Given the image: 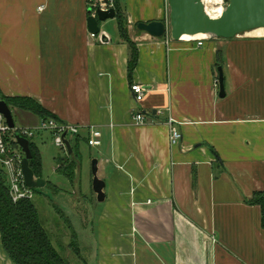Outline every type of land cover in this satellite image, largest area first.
I'll use <instances>...</instances> for the list:
<instances>
[{
    "label": "crops",
    "instance_id": "0c3cea01",
    "mask_svg": "<svg viewBox=\"0 0 264 264\" xmlns=\"http://www.w3.org/2000/svg\"><path fill=\"white\" fill-rule=\"evenodd\" d=\"M88 2L0 0L1 95L29 98L80 127L68 141L79 155L82 145L89 149L88 168L96 159L105 183L103 202L92 190L81 195L89 221L81 233L72 225L79 262L264 264L261 210L247 203L264 193V36L208 38L202 47L157 39L136 26L166 22V0H118L138 52L129 77L117 25L109 35L98 23L100 33L89 34ZM133 84L145 88L141 103ZM10 111L17 130L42 121ZM169 118L181 133L177 146L169 143ZM90 128L101 133L100 146L87 145ZM36 135L42 146L53 144L50 133Z\"/></svg>",
    "mask_w": 264,
    "mask_h": 264
},
{
    "label": "trees",
    "instance_id": "16d2710c",
    "mask_svg": "<svg viewBox=\"0 0 264 264\" xmlns=\"http://www.w3.org/2000/svg\"><path fill=\"white\" fill-rule=\"evenodd\" d=\"M115 22L119 37L127 44L130 55L128 59V75L131 76L135 69L138 52L135 44L131 42L126 32V18L123 9H121L118 0H114ZM216 67H222V52H217ZM0 100L7 103L9 108H16L25 112L36 114L42 121L54 118L50 113L46 112L36 101L29 98H8L3 97L0 93ZM16 132H11L10 136L14 137ZM11 142V139L9 138ZM30 142V153L32 159L29 161V168L33 171L34 177L41 178V156L32 139ZM13 147H17L16 143L11 142ZM71 145V144H70ZM72 156L64 155L58 158L57 172L73 182L75 173L78 170L81 155L78 149L71 145ZM46 187L50 188L48 183ZM52 188V187H51ZM55 188V187H53ZM41 189H32L34 194L40 192ZM251 206H258L261 210L260 222L264 229V193L255 192L253 197L247 201ZM72 230V227H71ZM0 235L3 247L15 264H70L60 256L50 240V236L41 223L39 214L31 199H23L14 203L9 196V186L7 176L0 164ZM73 237V235H72ZM72 252L78 256L77 245H73ZM80 264H87L81 262Z\"/></svg>",
    "mask_w": 264,
    "mask_h": 264
},
{
    "label": "water",
    "instance_id": "95a60500",
    "mask_svg": "<svg viewBox=\"0 0 264 264\" xmlns=\"http://www.w3.org/2000/svg\"><path fill=\"white\" fill-rule=\"evenodd\" d=\"M203 0H166L169 9L166 22L139 23L137 29L148 36L160 39L166 34L174 42L185 41L184 38H192L196 35L210 36L215 39L232 40L237 36L250 33L254 30H264V0H227V7L219 19L209 20L204 13ZM91 12V10H90ZM89 12L87 19L88 32L94 36L100 33L98 23L115 18V9L108 11H97L95 16ZM219 97L225 96L223 86L222 69L218 68ZM0 115L5 119L10 130H16L13 115L9 106L0 100ZM15 142L23 153V160L20 171H22L24 184L30 189L44 188L45 181L42 178H35L33 171L29 168V161L32 159L30 153V142L18 133L14 136ZM66 146V153L72 156L69 141L63 140ZM97 160L91 162L92 191L99 203L105 200L103 190L105 183L97 177ZM0 264H15L7 255L0 235Z\"/></svg>",
    "mask_w": 264,
    "mask_h": 264
},
{
    "label": "rangeland",
    "instance_id": "374dc122",
    "mask_svg": "<svg viewBox=\"0 0 264 264\" xmlns=\"http://www.w3.org/2000/svg\"><path fill=\"white\" fill-rule=\"evenodd\" d=\"M102 24H106L104 31L106 30L109 35L114 32V28L117 25L114 20H106ZM252 32L250 31V33H245L244 35H253L251 34ZM15 125L16 127L20 126L17 122ZM36 134L34 133V142L37 144L45 160L41 162V177L51 184H56L59 189L44 187L39 193L34 194L31 200H33L37 213L40 216L43 228L48 232L50 240L60 256L70 264H80L72 252L73 245H77L75 242L76 235L72 225L77 232L81 233L83 229L81 226L89 221V216L87 217L81 211L82 209H80L81 206H84L82 205L84 201H82L83 198L81 195L90 193L92 190L90 183L91 176L89 174L90 169L88 168L89 164L86 158L88 155L86 153H89V149L85 145L81 146V158L77 168L78 170L75 173L73 182H70L67 178L52 170V167L56 166L53 162V157H64V155L49 140H45L46 143L42 146ZM76 199L81 201V204L79 201H74Z\"/></svg>",
    "mask_w": 264,
    "mask_h": 264
},
{
    "label": "built area",
    "instance_id": "2783aa9c",
    "mask_svg": "<svg viewBox=\"0 0 264 264\" xmlns=\"http://www.w3.org/2000/svg\"><path fill=\"white\" fill-rule=\"evenodd\" d=\"M97 1V2H96ZM227 0H203L202 6L204 8V13L206 14V9H210L215 19H219L221 14L224 12L227 7ZM89 10H91L90 14L92 16L96 15V12L99 10L101 12L108 11L110 9H114V0H89L88 2ZM168 38L171 37L166 34ZM91 37H94L91 34ZM208 38H198L192 40H185L186 42H194L197 47H202L203 42H205ZM144 86L140 84H133L130 86V93L134 98L135 103H141L144 99ZM135 124H143L144 116L141 112H138L133 118ZM169 124V143L170 146H177L181 142V133L176 127L175 123L169 118L167 120ZM18 131L20 136L24 138L32 139L34 137V133L38 132H47L51 134V140L56 148L59 149L61 153L66 154V146L63 140H67L70 137H77L80 132V127L69 125L67 123H60L55 119L50 118L49 120L41 121L35 128H21L19 130H10L7 124L5 123V119L2 115H0V164L7 176V182L9 186V196L10 199L16 203L23 199H31L34 195L32 189L28 188L23 181L22 171H20L21 163L24 158L23 153L15 142V138L10 136L11 132ZM11 142L16 143L17 147H13ZM101 133L94 129H88V137H87V145L91 148L100 146L101 144Z\"/></svg>",
    "mask_w": 264,
    "mask_h": 264
},
{
    "label": "bare ground",
    "instance_id": "6f19581e",
    "mask_svg": "<svg viewBox=\"0 0 264 264\" xmlns=\"http://www.w3.org/2000/svg\"><path fill=\"white\" fill-rule=\"evenodd\" d=\"M212 11L208 8V9H206V14H205V16L209 19V20H215V18H214V16H213V14L211 13ZM251 34H253V35H255V36H264V30L263 29H260V30H255V31H253ZM198 39V38H201V39H203V38H211L210 36H203V35H196V36H194V37H192V38H188V37H185L184 38V40H192V39Z\"/></svg>",
    "mask_w": 264,
    "mask_h": 264
}]
</instances>
